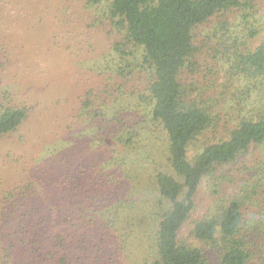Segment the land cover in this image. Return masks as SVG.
<instances>
[{"label": "trees", "instance_id": "trees-1", "mask_svg": "<svg viewBox=\"0 0 264 264\" xmlns=\"http://www.w3.org/2000/svg\"><path fill=\"white\" fill-rule=\"evenodd\" d=\"M103 1L108 4L106 14L112 25L122 33V39L112 46L115 71L110 70L109 63L106 69L124 78L135 69L130 59L134 51L141 49L142 62L147 66L149 76V111L153 121H157L166 134V163L170 173L156 170L150 179L145 171L137 173L142 166L135 154L131 159L134 171L129 175L123 171L125 156L108 163L109 147L100 146L105 157L103 161L101 159L103 166L113 167L106 179L104 173H94L93 178L87 177L68 190V180L62 172L47 180L45 186V190L56 194L53 195V206L45 200L46 207L56 210L57 220L68 231H73V236L66 239L54 233V249L41 253L36 231L44 229L48 221L39 218L17 233L27 236V240H20L19 244L27 248V253L35 254L37 261L114 264L115 251L98 247L103 244L102 232L116 229L120 224L119 215L132 212L136 206L138 191L129 184L132 179L128 177L133 176L135 179L147 178L160 200L152 264H211L202 249L180 241L179 234L195 208L203 179H214L217 188L226 180H218L222 174L221 178H230L236 185V194L218 203L211 214L194 221L191 234L198 242L217 250V264H264V159L259 162L257 175H244L240 169L231 175L227 171L244 162L251 147L264 146V40L250 48L258 31L251 25L241 26L242 20L247 18L244 10L251 4L250 0ZM0 2L3 6L12 4L11 0ZM101 2L85 0V6L97 7ZM233 13L242 14L239 22L237 18L229 21ZM217 15L220 18L212 27V35L207 41H203L204 38L199 41L194 31ZM203 46L205 54L200 56ZM209 58L213 63L208 62ZM205 60L211 65L210 71L224 73L225 83L219 93H212L214 85H209L207 79V86L200 88L197 75ZM3 71L0 62V76ZM233 79L243 82V86L235 87L227 101L234 105L230 113H235L238 122L226 140L204 145L189 159L188 149L198 137L211 127H218L220 117L213 105L226 101V91ZM98 92L97 87L87 85L77 96L79 111L87 120L104 118V112L110 110ZM26 117L27 108L2 107L0 139L16 134ZM133 126H136L134 119L133 125H128V131L118 138L114 131L112 136L116 145L123 148L124 144L126 150L134 146L136 131ZM99 142L102 143L100 139ZM125 183H128L127 190ZM77 208L81 215L72 218ZM30 211L35 209L26 211L22 217L28 219ZM5 216L8 219V215ZM55 221L52 224L58 227ZM139 221L144 222V219ZM120 238L125 239L123 235ZM2 251L1 264H8L11 261L9 249L4 247ZM101 251L102 257L99 256Z\"/></svg>", "mask_w": 264, "mask_h": 264}, {"label": "rangeland", "instance_id": "rangeland-1", "mask_svg": "<svg viewBox=\"0 0 264 264\" xmlns=\"http://www.w3.org/2000/svg\"><path fill=\"white\" fill-rule=\"evenodd\" d=\"M11 2L5 6L0 2V62L4 66L0 76V110L5 106H20L27 108V117L16 134L0 139V264L4 247L11 254L8 264H52L51 261H37L35 254L27 253V248L19 244L20 240H27V236L17 234L39 218L47 220L44 229L36 231L43 254L54 249V233L66 239L73 236V231H68L57 220L56 210L46 207L45 200L53 206L56 196L54 191L51 194L49 189L45 190L47 180L63 172L68 180L66 188L70 190L85 178H93L94 173H104L106 179L113 167L103 166L105 157L100 146L109 147L108 163L125 156L123 171L129 175L134 171L131 159L135 154L142 166L137 173L145 171L149 179L156 170L170 173L166 163L167 139L162 126L153 121L149 111V76L147 66L142 62L141 49L134 51L130 59L135 69L124 78L106 69L109 63L110 70L115 71L112 46L122 39V33L114 28L106 14L107 3L102 0L99 6L93 7L85 6V0ZM250 3L244 10L247 18L242 20L241 26L251 25L258 31L250 43V48H254L264 40V0H250ZM241 15L233 13L229 21L237 18L239 22ZM219 18L217 15L194 31L199 41L201 38L207 41ZM204 50L203 46L200 56L205 54ZM210 61L213 63L209 58ZM205 62H201V71L197 75L200 88L207 86V79L209 85H214L212 93H219L225 83L224 73H213L210 63ZM242 84L233 79L226 91V101L213 105L220 117L218 127H211L198 137L188 149L189 159L204 145L228 138L238 119L235 113H230L234 105L227 101L235 87ZM87 85L97 87L102 101L108 103L110 110L104 112V118L90 121L81 115L77 96ZM133 119L136 124L133 126L136 131L134 146L126 150L124 144L123 148L116 145L112 134L117 131L118 138L126 133L128 125H133ZM263 159L264 146H253L245 154L244 162L227 170L228 174H235L240 169L244 175H257L259 162ZM81 171L84 174H80ZM221 175L218 180H226L217 188L214 179H203L195 208L179 234L180 241L202 249L211 264H217V250L198 242L191 229L194 221L211 214L218 203L236 194L233 181L221 178ZM128 177L132 179L129 184L138 191L136 206L132 212L119 215L120 224L116 229L102 232L103 244H95H101L98 248L103 250L115 251L114 264H152L160 200L147 178ZM125 185L127 190L128 183ZM32 208L35 211H30V217L23 218V214ZM75 211L72 218L81 215L78 208ZM140 218L144 222H140ZM55 219L58 227L52 224Z\"/></svg>", "mask_w": 264, "mask_h": 264}]
</instances>
